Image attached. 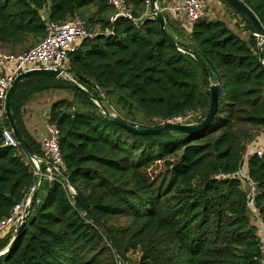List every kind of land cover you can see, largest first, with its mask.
I'll return each instance as SVG.
<instances>
[{
    "label": "trees",
    "instance_id": "trees-1",
    "mask_svg": "<svg viewBox=\"0 0 264 264\" xmlns=\"http://www.w3.org/2000/svg\"><path fill=\"white\" fill-rule=\"evenodd\" d=\"M124 1L136 22L122 17L111 22L107 0H0V51L25 50L44 37L48 22L78 15L92 36L69 55L68 71L120 119L158 127L194 109L193 121L200 122L212 82L220 84L216 113L193 134L139 135L106 121L67 79L45 74L23 79L11 109L37 156L43 153L23 123L25 103L48 90L72 96L52 102L48 113L59 130L64 170L44 181L42 198L41 180L28 219L0 264H262L264 152L249 151L245 165L243 160L252 134L264 130L257 38L229 4L248 37L221 19L201 17L187 30L161 10L174 44L160 30L151 0ZM243 1L264 27V0ZM4 128L10 130L0 101V219L28 196L36 179L20 146L5 144ZM242 169L250 181L239 175ZM220 173L231 177L216 179ZM12 235V230L0 235V249Z\"/></svg>",
    "mask_w": 264,
    "mask_h": 264
},
{
    "label": "built area",
    "instance_id": "built-area-1",
    "mask_svg": "<svg viewBox=\"0 0 264 264\" xmlns=\"http://www.w3.org/2000/svg\"><path fill=\"white\" fill-rule=\"evenodd\" d=\"M107 1L113 8V14L109 17L111 22H114L119 17L131 19L134 22L137 21V19L132 16L129 7L124 0ZM169 9L176 13V18L181 21L183 28L187 30H190L194 22L201 18L205 12L202 0H173L172 6ZM144 15H148V13L145 12ZM90 36H92V33L87 30L85 21L80 16L75 15L62 22H48L44 37L25 50L18 53L0 51V101L2 104V111L6 92L13 79L18 74L32 69L45 68L61 70L64 73L63 75L67 78L69 75V55L77 48L83 39ZM6 64L12 66L11 71H6ZM196 116L197 111L194 109H188L181 114L166 118L161 123L196 124L198 122L193 121ZM2 135L5 144L13 146L17 145L9 129L4 128ZM33 135L40 143L43 153V156L41 157L44 160L42 179L54 181L56 180L57 175H62V171L64 170V162L58 141L59 130L55 124L49 122L47 119L44 125V131L36 130ZM263 152L264 145H261L252 153L260 156ZM244 158L245 157H243V160ZM33 165L34 174L37 175L36 164L33 163ZM239 175L250 181L246 172H243V169L239 170ZM228 177H231V175L224 173L215 176L216 179ZM68 188L71 191L72 187L68 185ZM26 200L27 197L21 202L16 203L10 210L9 214L0 219V235L7 230L15 231L17 229L23 216ZM38 201L39 200L37 199L36 203ZM260 226L264 231L262 223H260ZM260 248L262 251L261 263L264 264V243Z\"/></svg>",
    "mask_w": 264,
    "mask_h": 264
},
{
    "label": "water",
    "instance_id": "water-1",
    "mask_svg": "<svg viewBox=\"0 0 264 264\" xmlns=\"http://www.w3.org/2000/svg\"><path fill=\"white\" fill-rule=\"evenodd\" d=\"M226 1L229 5H231L236 11L239 12V14L245 19V21L248 23V25L251 28L252 34L257 38L258 40V59L259 62L264 66V60L262 56V45L264 44V27L256 17V15L252 12V10L247 6V4L243 0H224ZM151 8L153 10V14L156 18V20L159 23L160 30L162 33L174 44L176 42L174 41L173 38H171L168 33L165 30V21L164 17L162 15L161 9L158 6V0H151ZM185 52H189L188 50L181 49ZM202 67L204 70L207 72L205 66L201 63ZM37 74H45L49 76H53L55 78H61V79H67L70 82L74 83L76 86H78L93 102L97 105L99 112L101 113L102 117L109 122H112L121 128L125 129L128 132L134 133V134H139V135H158V134H167V133H184V134H193L196 132H199L200 130L204 129L207 127L210 122L212 121L216 110H217V102H218V96L220 92V84L219 83H210L209 85V91H210V100H209V108L208 111L205 115V117L198 123L196 124H171V123H164L159 125L158 127H139L136 125H130L120 119L116 114L112 113L108 108L95 96L90 94L84 87L78 85L75 83L73 79L66 78L61 70H51V69H45V68H39V69H32L28 70L25 72H22L18 74L10 84L6 95L4 99V105H3V112L5 114V117L9 123L10 127V133L15 139L17 145L20 146L24 154L34 163L36 164L37 167V175L35 182L33 184L32 189L30 190L26 203L24 205V210H23V216L21 218V221L17 227V229L14 231L12 238L10 239L9 243L0 249V255H2L4 252L8 251L14 242L16 241L17 237L19 236L20 232L22 231L27 219H28V214L32 205V201L35 197V194L38 190L39 184L42 180V172H43V163L44 160L40 157L35 155L34 151L32 148L29 146L23 135L21 134L17 123L15 121V118L13 116V112L11 109V100H12V95L19 85V83L31 76V75H37ZM72 198L74 201L80 203L76 192H72ZM84 206V205H82ZM86 209V208H85ZM87 210V209H86ZM93 220L98 224L100 229L105 233V230L101 226L100 222L97 220V218L92 215ZM106 238L109 239V236L106 235Z\"/></svg>",
    "mask_w": 264,
    "mask_h": 264
},
{
    "label": "crops",
    "instance_id": "crops-1",
    "mask_svg": "<svg viewBox=\"0 0 264 264\" xmlns=\"http://www.w3.org/2000/svg\"><path fill=\"white\" fill-rule=\"evenodd\" d=\"M172 2L173 0H162L161 9L164 10V12L171 19H175L179 21L181 24V21L176 18L177 17L176 13L169 9L172 6ZM159 8H160V4H159ZM240 29H241V35H243V37L244 36L248 37L247 30L244 29V25H242ZM5 69L6 71H11L12 66L10 64H6ZM63 97H65V95L63 94L62 90H48V91L36 93L25 103L22 110V119L25 128L33 137H34L33 135L34 131L36 130L44 131V125L46 120L48 119L49 108L52 102ZM261 145H264V132L256 131L252 134L250 140L245 145L244 157L248 156L249 151L253 152L257 147Z\"/></svg>",
    "mask_w": 264,
    "mask_h": 264
},
{
    "label": "rangeland",
    "instance_id": "rangeland-1",
    "mask_svg": "<svg viewBox=\"0 0 264 264\" xmlns=\"http://www.w3.org/2000/svg\"><path fill=\"white\" fill-rule=\"evenodd\" d=\"M203 4H204V11H205V15H202L203 18H206L208 20H215V19H221L224 20L226 23H228V25L230 26V28L237 32L238 34L241 35V26L244 25L241 17L239 14L235 13L228 5V3L224 0H202ZM159 6V4H158ZM206 8V10H205ZM153 11V10H152ZM148 15H150L149 12H147ZM82 18V17H81ZM245 29V27H244ZM92 31H97L98 28L97 27H92L91 29ZM246 30V29H245ZM249 30L247 31V34L249 35ZM243 36V35H242ZM246 38V36H244ZM9 52V51H6ZM68 77L70 79L72 78V74L70 72H68ZM67 77V78H68ZM59 92V91H58ZM63 94L65 95V97H69L71 98V94H69L67 91H63ZM102 97L104 98V95L102 94ZM105 104L109 105V102L107 99L104 98ZM108 110H110L112 113L116 114V110L112 107V106H108ZM141 120L136 121L137 124H135L136 126L140 125ZM143 122V121H142ZM162 124V123H161ZM160 124V125H161ZM244 165H245V160H244ZM243 165V166H244ZM45 179L43 180V185L41 186L39 192H38V197L42 198L45 195ZM73 188L71 189L70 192H73ZM13 231V230H12ZM14 233V231H13ZM130 256H132L133 258L137 257L136 253H131Z\"/></svg>",
    "mask_w": 264,
    "mask_h": 264
}]
</instances>
